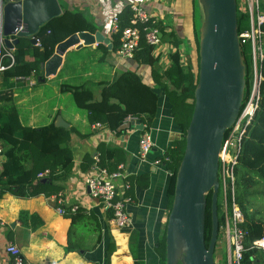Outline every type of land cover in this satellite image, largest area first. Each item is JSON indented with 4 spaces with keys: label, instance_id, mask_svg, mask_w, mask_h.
Instances as JSON below:
<instances>
[{
    "label": "crops",
    "instance_id": "obj_1",
    "mask_svg": "<svg viewBox=\"0 0 264 264\" xmlns=\"http://www.w3.org/2000/svg\"><path fill=\"white\" fill-rule=\"evenodd\" d=\"M58 2L62 11L81 12L95 26L96 32L110 43L114 18H118L127 7L139 4L166 35L153 52L160 74L171 68V56L176 52L180 54L183 67L191 63L194 72L198 68L200 24L203 22L198 0ZM102 44L108 49L107 53L98 47L99 44L71 48L63 56L62 65L55 75L47 78L42 71L41 75L14 79L11 87L5 88L23 126L41 129L54 123L57 127L73 130L69 146L74 168L57 182L61 187L59 193L63 195L66 207L79 206L96 219L86 220L72 228L70 216H61L56 210L59 193L29 199L6 193L0 199V264H12L6 251L10 243L20 248L26 264H161L156 249L166 233L171 211L167 196L171 174L158 160L174 140L180 139L181 132L174 121L169 98L164 88L157 84L161 81L153 77L152 68L140 66L134 59L123 60L111 50L112 44ZM27 60L33 61V58L28 57ZM126 71L137 72L154 87L158 96L157 113L149 130L154 148L145 160L139 154V140L145 132L138 129L139 124H131L130 129L122 134L102 124L95 127L90 122L88 111L76 106L73 95L62 92L64 85L89 86L98 101L100 89L97 85L111 83ZM102 146L117 152L121 160L118 166L124 165L127 180L131 183L129 192L120 189L121 193L133 198V204L127 209L130 225L125 229H117L113 225L111 214L90 197L85 185V178L93 167V163L89 167L86 157L93 159L100 154ZM1 162L2 157L0 165ZM140 176L149 177L147 186L145 180L139 181ZM22 213L29 215L23 217L24 222L20 219ZM31 215L38 218L31 222ZM134 238L137 243L135 257L130 249ZM69 245L76 249L68 251Z\"/></svg>",
    "mask_w": 264,
    "mask_h": 264
},
{
    "label": "trees",
    "instance_id": "obj_2",
    "mask_svg": "<svg viewBox=\"0 0 264 264\" xmlns=\"http://www.w3.org/2000/svg\"><path fill=\"white\" fill-rule=\"evenodd\" d=\"M264 11V0L261 1ZM133 12L127 7L118 16L119 31L111 35V50L117 52L121 46L122 30L131 26ZM249 16L238 9L239 34L248 27ZM156 27L160 31L161 39L166 36L163 28L149 19L144 24H138L140 40L134 53V61L140 66L152 68L153 77L161 82L157 83L164 88L172 106V115L181 132L180 139L174 140L166 153L159 159L164 163L171 174L167 196L170 208L172 207L176 176L182 161L186 141L185 136L193 115L195 106L194 92L198 83V68L194 72L189 63L183 67L179 52L171 56L172 66L160 74L156 67L157 58L154 56V47L146 41V29ZM89 32L96 33L95 26L81 12L64 10L63 14L45 24L37 33L36 39L41 46L33 45L29 38H18L14 51L15 63L10 66V60L3 58L6 70L0 75V143L3 145L0 165V199L6 193H11L20 199H29L44 195L50 197L58 194L61 187L57 182L67 177L74 168L72 150L69 146L72 129L57 127L55 124L34 129L22 125L18 113L12 104L11 95L5 91L12 85L11 81L18 78H27L32 74L41 75L44 64L53 56L58 44L75 34ZM104 53L108 49L99 44ZM242 47L243 61L246 67V89L242 109L250 98L253 83V70L249 48ZM4 55V53H3ZM32 57L33 61L27 58ZM262 82L260 85V100L257 113L249 126L242 141V150L239 156V165L236 169V201L244 215L241 229L245 233V252L242 264H264V253L254 246V243L264 236V214L257 209V205H264V64L262 65ZM100 100L96 101L94 91L89 86L73 87L64 85L62 92L73 95L76 106L89 113L92 124H102L107 129L122 134V126L129 118H136L145 125L144 131L150 130L151 124L158 109V96L154 87L146 83L135 71H126L116 77L111 83H99ZM229 131L226 133L228 135ZM89 167L94 162L86 157ZM121 160L114 150L102 146L100 150V166L110 172L116 171ZM48 171L46 179L39 176ZM139 181L149 182L148 176H140ZM207 210L205 220V240L208 246L212 231V192L207 195ZM219 235L224 224L222 205L218 204ZM23 217L29 216L25 213ZM38 217L31 215V222ZM72 228L78 223L89 219H96L82 209L70 216ZM36 227H33L35 229ZM71 232V230H70ZM101 241L99 234L98 242ZM218 245V242H217ZM76 249V248H75ZM71 245L68 251L75 250ZM132 255H137L135 238L131 240ZM161 264H166V233L156 249ZM111 253V249L109 251ZM219 264V262H216Z\"/></svg>",
    "mask_w": 264,
    "mask_h": 264
},
{
    "label": "water",
    "instance_id": "obj_3",
    "mask_svg": "<svg viewBox=\"0 0 264 264\" xmlns=\"http://www.w3.org/2000/svg\"><path fill=\"white\" fill-rule=\"evenodd\" d=\"M198 2L203 12L198 83L166 227V264H217L214 255L220 230L219 155L226 133L240 115L246 89L237 0ZM62 14L58 0H0V38L9 50L21 37L36 45L39 30ZM102 43L111 44L97 32L72 35L57 45L44 64L43 74L47 78L55 75L71 48ZM130 127L126 123L120 131ZM138 129L143 130L144 125L140 123ZM210 192L212 231L207 246L206 197Z\"/></svg>",
    "mask_w": 264,
    "mask_h": 264
},
{
    "label": "built area",
    "instance_id": "obj_4",
    "mask_svg": "<svg viewBox=\"0 0 264 264\" xmlns=\"http://www.w3.org/2000/svg\"><path fill=\"white\" fill-rule=\"evenodd\" d=\"M261 1L237 0L238 9L249 16L248 27L239 34V38L241 46L248 47L250 51L253 83L250 98L241 110L235 124L229 130L227 137L224 138L219 155V200L222 205V216L224 217V224L221 229L224 230L226 235L229 264H242L245 252V233L241 229V225L244 223V215L237 204L235 196L236 169L239 165L244 135L259 107L260 85L263 80L261 70L264 64V11L261 8ZM131 10L133 12L131 26L122 30L121 46L117 50V54L123 60L133 59L140 40V30L137 25L139 23L144 24L149 20L141 5L134 4L131 6ZM118 23V18H114L111 28L112 35L118 33ZM145 38L147 43L153 46L154 49L161 45L160 31L156 27L146 29ZM36 40V45L41 46L40 41ZM14 51L15 48L7 49L0 38V75L6 70L3 65L4 57L11 61L10 66L14 65ZM127 123L140 124L136 118H129ZM95 127H101V124L97 123ZM153 148L151 134L149 131L144 132L139 140L141 159H147ZM3 150V145L0 143V157ZM93 159V167L85 178V185L89 190L90 197L111 214L112 223L117 229H125L130 225L127 209L133 204V198L124 193L129 192L131 189V183L127 180L124 171L125 167L120 165L116 171L110 172L100 166V154H96ZM158 163L162 162L158 160ZM47 175L48 171L39 177L45 178ZM121 188L124 191L123 193H121ZM56 206V210L61 216L74 215L80 209L79 206L66 207L65 199L60 193L56 197ZM254 246L264 253V236L256 241ZM6 251L12 259V264H26L24 255L17 245L10 243Z\"/></svg>",
    "mask_w": 264,
    "mask_h": 264
},
{
    "label": "rangeland",
    "instance_id": "obj_5",
    "mask_svg": "<svg viewBox=\"0 0 264 264\" xmlns=\"http://www.w3.org/2000/svg\"><path fill=\"white\" fill-rule=\"evenodd\" d=\"M201 25L202 23L200 24V29H201ZM257 209L261 210V212L264 214V205H260V204L257 205ZM214 258L216 262L217 261L219 262V264H229L228 244L223 229H221L220 235L218 237V245H216Z\"/></svg>",
    "mask_w": 264,
    "mask_h": 264
}]
</instances>
